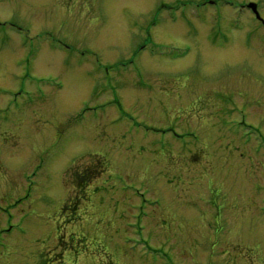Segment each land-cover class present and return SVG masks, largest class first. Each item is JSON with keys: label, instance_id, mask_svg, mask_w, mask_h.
Returning <instances> with one entry per match:
<instances>
[{"label": "rangeland", "instance_id": "1", "mask_svg": "<svg viewBox=\"0 0 264 264\" xmlns=\"http://www.w3.org/2000/svg\"><path fill=\"white\" fill-rule=\"evenodd\" d=\"M246 1L0 0V264H264Z\"/></svg>", "mask_w": 264, "mask_h": 264}, {"label": "water", "instance_id": "2", "mask_svg": "<svg viewBox=\"0 0 264 264\" xmlns=\"http://www.w3.org/2000/svg\"><path fill=\"white\" fill-rule=\"evenodd\" d=\"M250 6L252 7L253 11L256 12V15H257V17H258L259 15H258V13H257V11H256V5H255V4H251Z\"/></svg>", "mask_w": 264, "mask_h": 264}, {"label": "flooded vegetation", "instance_id": "3", "mask_svg": "<svg viewBox=\"0 0 264 264\" xmlns=\"http://www.w3.org/2000/svg\"><path fill=\"white\" fill-rule=\"evenodd\" d=\"M242 4V3H241Z\"/></svg>", "mask_w": 264, "mask_h": 264}]
</instances>
